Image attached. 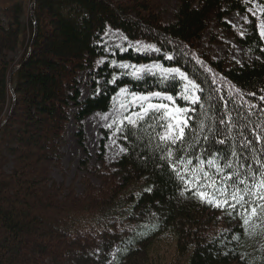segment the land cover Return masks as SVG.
Segmentation results:
<instances>
[{
    "label": "trees",
    "instance_id": "1",
    "mask_svg": "<svg viewBox=\"0 0 264 264\" xmlns=\"http://www.w3.org/2000/svg\"><path fill=\"white\" fill-rule=\"evenodd\" d=\"M249 1L177 0L166 21L162 0H0V264H264V212L244 226L239 206L206 203L189 183L230 173L250 187L264 172V38ZM236 13L243 31L228 20ZM110 29L152 50L111 48ZM226 38L256 57H216ZM151 63L185 73L198 101L177 77L134 75ZM122 89L172 97L187 110L184 138L161 139L173 123L150 112L120 129L125 151L112 164L103 131L91 171L100 185L58 183L72 118L87 151L84 122Z\"/></svg>",
    "mask_w": 264,
    "mask_h": 264
},
{
    "label": "rangeland",
    "instance_id": "2",
    "mask_svg": "<svg viewBox=\"0 0 264 264\" xmlns=\"http://www.w3.org/2000/svg\"><path fill=\"white\" fill-rule=\"evenodd\" d=\"M163 2V14L166 21H173L174 15L177 11V0H162ZM251 4V11L255 13L256 16L260 18V24L264 21L261 15L264 12V5L259 1H249ZM229 22H231L235 27L243 31L244 22L247 20L246 16L241 14H233L228 18ZM264 38V36H263ZM207 36V42L205 43V47H209ZM106 44L111 48H119L121 50H126L130 47L138 49L140 52H145L152 50L151 47L143 46L138 48L137 45H133L128 42V40L118 31L110 29L105 37ZM225 44L214 45L212 51L216 57H224L226 55L230 56L233 60L239 63H245L247 61H252L256 56L252 55L249 51L241 47L237 44L233 39L226 38ZM22 50H19L17 53L12 54V57L19 61L22 57ZM169 69H177V68H165L158 63H151L144 66H134L132 68L133 73L136 77H142L146 73L152 74H160L163 77H177L178 79L184 82V95L185 97L193 103V99L198 98V87L191 83L188 77L181 70L179 73L169 72ZM140 70V71H138ZM181 73L183 75H181ZM87 74L83 79V99H86L91 95L90 89L87 87ZM186 77V78H185ZM144 96L148 97L146 100H140L138 97ZM169 96L160 95H136L130 93L128 90L126 92H120L114 101V106L111 111L107 113H97L88 118L85 122V131L87 135V151L84 150L76 137V134L79 131L78 125L76 123L75 118H72V121L69 125L67 140L68 144L63 149L64 159H63V172H59L55 170L53 173L54 179L58 183L66 182L67 185L76 183V188L79 193L84 191V186L82 180L86 177L92 180L97 185H100L99 180L91 173L97 164V155L99 153V147L102 139L104 138V130H108L110 132V137L108 139L107 144V158L110 164L116 162L124 153L125 148L119 142L117 137L120 129L123 127L125 123H129V120L125 119V117H130L132 121L135 123L144 119L150 112L156 110H149L148 113H144L143 108H147L149 104L153 105H168V109H160L157 111L163 112L166 117H168L173 123L172 135L178 131V121L183 118L186 120V112L187 111H176V109H180L177 106L172 105L173 99L169 100ZM160 101H167L169 104L161 103ZM198 101V100H197ZM196 103V102H195ZM143 106V107H142ZM169 112L171 113L172 119L169 117ZM139 114V117L137 116ZM133 124V123H130ZM185 124H182L184 128ZM86 149V148H85ZM84 161H87L89 170H86L82 165ZM29 239L33 241L37 238L33 235L29 236Z\"/></svg>",
    "mask_w": 264,
    "mask_h": 264
},
{
    "label": "snow or ice",
    "instance_id": "3",
    "mask_svg": "<svg viewBox=\"0 0 264 264\" xmlns=\"http://www.w3.org/2000/svg\"><path fill=\"white\" fill-rule=\"evenodd\" d=\"M255 15V13H253ZM261 35L264 36V21L260 24ZM171 59V57H168ZM120 67L128 68L130 67L127 64H122ZM140 71V70H138ZM169 72L179 73V69H169ZM181 75H183L181 73ZM186 78V77H185ZM122 92H126V89H122ZM153 96H160V93H153ZM140 100H146L148 97L140 96L138 97ZM169 100H172V97H168ZM198 98L193 99V103L197 102ZM143 107V106H142ZM168 105L160 104L153 105L149 104L147 108H143L144 113H148L149 110H160L168 109ZM176 111H183L181 109H176ZM139 117V114H137ZM169 117H171V113L169 112ZM125 119L129 120V123L135 124V121H132L130 117H125ZM187 121L181 118L178 121L177 127L178 131L175 132L174 135L169 136L167 133L173 129L172 124L165 125V135L161 137V139L168 140L171 139L172 143H175L177 140H182L184 138V128L180 125L185 124ZM223 143V141H220ZM208 163H215L214 161H208ZM229 168L231 165L228 166ZM173 171H176V165H172ZM217 171H219V166L217 167ZM253 180L255 183L250 187L247 186V183L244 179H239L238 177L234 179L232 174H226L222 178L219 179V183H217L216 179H213L211 176H198L193 177L189 180V183H197V188H202L204 190H200L196 192V195L206 203L213 204V206L217 208L228 207L233 210L237 209V206L242 210L240 212L241 218L243 220V225L247 226L249 224L248 217H258L261 212H264V172L260 173V179H256V173L252 174ZM183 179V177H182ZM227 181H231V189ZM241 185H245V187H241ZM210 189V190H209Z\"/></svg>",
    "mask_w": 264,
    "mask_h": 264
}]
</instances>
